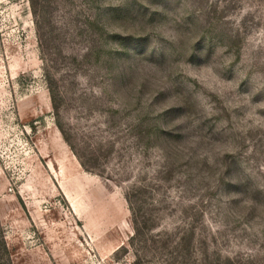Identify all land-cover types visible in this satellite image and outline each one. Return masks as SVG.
Here are the masks:
<instances>
[{
    "label": "rangeland",
    "instance_id": "1",
    "mask_svg": "<svg viewBox=\"0 0 264 264\" xmlns=\"http://www.w3.org/2000/svg\"><path fill=\"white\" fill-rule=\"evenodd\" d=\"M0 221L13 264H264V0H0Z\"/></svg>",
    "mask_w": 264,
    "mask_h": 264
},
{
    "label": "trees",
    "instance_id": "2",
    "mask_svg": "<svg viewBox=\"0 0 264 264\" xmlns=\"http://www.w3.org/2000/svg\"><path fill=\"white\" fill-rule=\"evenodd\" d=\"M140 237V230L135 228L134 234L130 238L131 246H136L135 240ZM157 239V238H156ZM133 244V245H132ZM142 260L138 255H135V261L132 264H141ZM0 264H13L11 252L6 241V232L0 221Z\"/></svg>",
    "mask_w": 264,
    "mask_h": 264
}]
</instances>
